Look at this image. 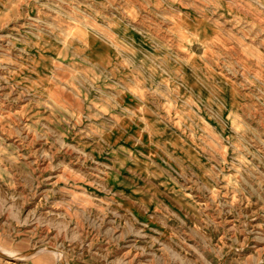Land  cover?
Instances as JSON below:
<instances>
[{"label": "rangeland", "instance_id": "obj_1", "mask_svg": "<svg viewBox=\"0 0 264 264\" xmlns=\"http://www.w3.org/2000/svg\"><path fill=\"white\" fill-rule=\"evenodd\" d=\"M263 29L264 0H0V264H264Z\"/></svg>", "mask_w": 264, "mask_h": 264}, {"label": "bare ground", "instance_id": "obj_2", "mask_svg": "<svg viewBox=\"0 0 264 264\" xmlns=\"http://www.w3.org/2000/svg\"><path fill=\"white\" fill-rule=\"evenodd\" d=\"M90 2V1H89ZM59 3V2H58ZM92 3V2H91ZM97 3V2H96ZM95 3V4H96ZM91 7V6H90ZM67 8V7H66ZM97 8V7H96ZM100 8V7H99ZM123 9V8H122ZM126 10V9H125ZM67 11V10H66ZM69 11V10H68ZM101 11V10H100ZM120 12H121V10H120ZM73 13V12H72ZM122 14V13H121ZM250 14V13H249ZM252 15V14H251ZM129 16V15H128ZM130 17V16H129ZM143 17H145V16H143ZM155 17V16H154ZM80 20V19H79ZM147 20V19H146ZM247 20V19H246ZM250 20V19H249ZM84 21V20H83ZM143 21H144V19H143ZM223 21V20H222ZM227 21V20H226ZM79 23H80V21H79ZM138 23H139V21H138ZM152 23V22H151ZM230 23V22H229ZM242 23V22H241ZM244 23V22H243ZM246 23V22H245ZM151 25V24H150ZM153 25V24H152ZM238 25H240V23L238 24ZM146 26V25H145ZM235 26V25H234ZM250 26V25H249ZM248 26V27H249ZM251 26H253V25H251ZM89 27V26H88ZM149 27V26H148ZM92 28V27H91ZM254 28V27H253ZM93 30V29H92ZM98 30V29H97ZM144 30H146V29H144ZM250 30V29H249ZM264 30V29H263ZM262 31V30H261ZM250 32V31H249ZM65 42V41H64Z\"/></svg>", "mask_w": 264, "mask_h": 264}]
</instances>
